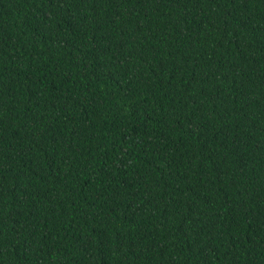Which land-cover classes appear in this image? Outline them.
<instances>
[{
  "label": "trees",
  "instance_id": "1",
  "mask_svg": "<svg viewBox=\"0 0 264 264\" xmlns=\"http://www.w3.org/2000/svg\"><path fill=\"white\" fill-rule=\"evenodd\" d=\"M0 264H264V0H0Z\"/></svg>",
  "mask_w": 264,
  "mask_h": 264
}]
</instances>
